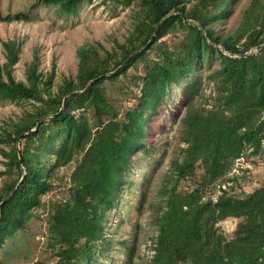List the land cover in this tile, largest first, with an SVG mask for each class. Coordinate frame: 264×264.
Segmentation results:
<instances>
[{"label": "trees", "instance_id": "trees-1", "mask_svg": "<svg viewBox=\"0 0 264 264\" xmlns=\"http://www.w3.org/2000/svg\"><path fill=\"white\" fill-rule=\"evenodd\" d=\"M137 1L136 22L125 41L117 44L119 51L99 56L92 46L79 48L75 77L65 78L56 93L43 96L35 74L36 59L29 66L28 83L0 75V96L33 98L40 103L29 123L8 133L10 138L16 140L46 117L35 130L22 135L20 161L15 147L9 152L15 176L5 179L0 188V201L13 190L0 204V248L8 234L23 227L28 211L43 204V194L53 188L56 168L80 153L70 176L69 196L51 203L48 220L58 243L53 264H87L95 240H100L102 215L118 195L129 156L141 142L145 109L149 107L152 115L170 82L193 68L197 75L188 82L187 93L190 97L198 94L203 85L201 61L216 52L218 66L206 74L214 84L210 105L193 106L183 117L186 145L181 148V160L172 162L175 183L164 184L160 190L163 205L154 218L158 232L150 264H264V184L244 197L229 196L222 189L215 200L198 199L197 187L191 191L176 187L179 180L193 177L197 168L212 179L222 176L246 144L255 150L264 141V7L259 0L250 2L242 27L246 35L240 42L242 35L219 36L212 25L228 14L230 3L236 0ZM79 2L36 0L33 5L55 4L58 10L74 12ZM11 17L7 14L4 19ZM170 32L182 33L173 49L163 47L160 39ZM4 46L9 62L14 61V42L6 41ZM251 47L256 52L241 55ZM137 61L144 68L140 95L136 105L118 119L103 82L116 79ZM43 82L47 90L50 78ZM76 90L83 91L68 95L62 106L64 96ZM89 112L95 115L91 123L85 116ZM61 132L64 136L56 146L54 137ZM44 148L56 155L46 173L42 171ZM228 216L240 218L235 245L216 226Z\"/></svg>", "mask_w": 264, "mask_h": 264}, {"label": "rangeland", "instance_id": "rangeland-1", "mask_svg": "<svg viewBox=\"0 0 264 264\" xmlns=\"http://www.w3.org/2000/svg\"><path fill=\"white\" fill-rule=\"evenodd\" d=\"M35 1L0 0V75L5 80L10 75L16 81L28 83L29 66L36 59L35 74L44 97L48 92L56 93L65 78L75 77L79 48L92 46L99 56L106 52H118L117 44H122L131 33L138 15L135 12L139 8L137 0H131L129 4L126 0H81L74 12H64L58 10L55 4L40 3L34 6ZM251 1L231 2L228 14L221 17L218 23H212L216 33L219 36L240 34L242 42L246 35L242 29L243 21ZM259 1L264 7V0ZM19 12L24 15L18 18L13 16ZM7 14L13 18L4 19ZM160 39L163 47L173 49L182 39V33L170 32ZM9 40L14 42L16 54L12 62H9L8 50L4 46ZM215 46L223 49L220 44ZM248 51L256 52V47ZM208 55H203L201 61L203 85L198 94L190 97L187 93L188 82L197 75L196 68H193L190 73H184L170 82L152 115L149 107L145 109L146 123L141 142L135 153L129 156L118 195L109 202L102 215L100 240H95L87 264H150L158 232L154 218L160 211V205H163L160 190L164 184L170 187L175 183L172 162L181 160V148L186 145L182 141L185 130L183 117L193 106H209L214 94V84L206 79V74L218 66V57L216 52ZM117 68L107 74L115 72ZM143 73V64L137 61L116 79L104 80L105 94L118 119L128 108L136 105ZM47 78H50V83L45 90L43 81ZM39 105L33 98L0 96V188L5 179L10 180L15 176V169L9 163V152L13 147L21 150L24 142L22 136L13 140L8 133L29 123L30 115ZM74 113L78 117L79 111L75 110ZM85 116L90 123L95 119L92 112ZM94 130L92 128V132ZM59 134L54 137L56 146L64 132ZM55 158V152L49 153L48 149H43V173L47 172L46 166ZM79 158L80 153L74 155L66 165L56 168L53 188L43 194V204L31 208L23 227L5 237L0 248V264L56 262L58 243L50 230L49 211L51 203L68 198L70 176ZM22 169L24 172V167ZM263 184L264 141L255 150L251 144H246L241 155L231 160L222 176L212 179L209 175L203 176L202 168H197L193 177L179 180L176 187L179 191H191L197 187L198 199L209 196L215 200L222 189L229 196L244 197ZM239 220L228 216L216 223L218 230L232 245L236 243ZM83 242L84 238L80 239L79 243Z\"/></svg>", "mask_w": 264, "mask_h": 264}, {"label": "water", "instance_id": "water-1", "mask_svg": "<svg viewBox=\"0 0 264 264\" xmlns=\"http://www.w3.org/2000/svg\"><path fill=\"white\" fill-rule=\"evenodd\" d=\"M172 14H176V13H172ZM182 15V14H181ZM169 16V15H168ZM184 19L185 20H187V18L186 17H184ZM263 45H264V43H263ZM249 53H251V51H246V52H244V53H242L241 55H247V54H249ZM105 74H107V73H105ZM90 81H92V80H90ZM89 81V82H90ZM84 90V89H83ZM83 90H76V91H72V92H69V93H67L65 96H64V98H63V102H62V106L64 105V99L68 96V95H70V94H73V93H79V92H82ZM44 117H41L38 121H37V123H36V126L39 124V122H40V120H42ZM36 126L35 127H33V128H31L30 130H28V131H26V132H22L20 135H19V137L18 138H20L22 135H24L25 133H27V132H31V131H33V130H35V128H36ZM17 154H18V159H19V161H20V150L19 149H17ZM24 177V172H23V174H22V176H21V178H23ZM20 182V180L17 182V184L15 185V188H16V186L18 185V183ZM13 192V190L12 191H10L7 195H5L3 198H2V200L0 201V204L11 194Z\"/></svg>", "mask_w": 264, "mask_h": 264}]
</instances>
